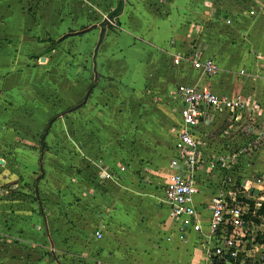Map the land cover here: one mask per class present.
Listing matches in <instances>:
<instances>
[{
    "label": "rangeland",
    "instance_id": "1",
    "mask_svg": "<svg viewBox=\"0 0 264 264\" xmlns=\"http://www.w3.org/2000/svg\"><path fill=\"white\" fill-rule=\"evenodd\" d=\"M120 1L124 13L127 0H21L18 10L29 11L33 21L12 18L17 28L3 35L14 37L32 62L14 85L19 100L0 99V108L13 103L19 111L15 132L0 128V160L15 173L7 192H0V264H106L112 258L116 264H137L146 256L149 247L134 237V227L117 224L149 192L145 186L159 188L168 172L175 95L172 87L160 89L157 79H127L140 70L127 62L120 45L118 52L113 48L127 32L123 19L111 16ZM211 1L214 12L202 8L194 19L187 17L190 5H174V28L187 33L195 24L205 28L209 44L226 42L232 51L227 60L237 57L238 71L244 69L240 77L254 73L255 63L264 72V0ZM54 41L46 59L38 58ZM100 53L112 59L102 61ZM228 117L209 128L211 143L202 144L204 153L213 152L214 158L225 148L229 161L239 154V164L218 162L219 178L264 180V134L257 136L264 126L249 117ZM233 119L240 121L232 124ZM15 143L23 146L19 152ZM3 167L0 163V173ZM101 224L107 234L96 240L92 234ZM117 235L126 238L118 242ZM178 241L174 231V245ZM259 253L264 255V246Z\"/></svg>",
    "mask_w": 264,
    "mask_h": 264
},
{
    "label": "crops",
    "instance_id": "2",
    "mask_svg": "<svg viewBox=\"0 0 264 264\" xmlns=\"http://www.w3.org/2000/svg\"><path fill=\"white\" fill-rule=\"evenodd\" d=\"M127 1L129 2L126 5L125 12L123 13V6L125 2L120 1L117 7L122 9L121 13L112 18L114 21H120L123 19V21L127 24L125 29L127 32H124V37L118 38L119 43L115 42L116 45H114L113 48H115V52H118L119 50L116 48L120 45V50H123V52H119L123 53L129 64H132V62L135 63L134 65L140 70L139 74L138 72L134 74L133 71L132 74L128 75L127 79H145L148 77V79H157L159 84H161L159 88L163 91H165L167 87L173 88L175 98L173 102L174 104L172 105L174 117L172 132L174 133V138L169 149V157L167 158L168 172L161 178L162 180L159 188L154 187L152 189L153 186L148 183L145 188L146 192L147 190L149 192H147L144 196L142 194V197H139L140 199L138 201V205H135V203L132 204L133 207L124 213V221H122L121 224L118 223L117 225L121 228L134 227L136 232L134 237L141 242V244L145 243L148 245L149 249L146 251V256L138 258L140 262L136 261L135 263L137 264H205L207 260L205 249L206 243L203 242L204 240L202 235L193 230L188 233H184L181 230L180 221L176 220L174 216L171 215L170 207L166 203L165 199L166 184L169 181L170 175L174 173V169L170 165V159L177 153L175 143L180 126V108L182 103L176 94L177 86L180 83L199 85L200 87H207L220 95H241L252 105L253 112L250 113L248 111H242L240 118L242 117L247 119L249 117L252 120H256V124L264 126V72L258 67V64L255 63L257 70L254 73L250 76L240 77L244 69L240 70V72L238 71L237 57H234V59L231 57V59L227 60V57L231 56L230 52L232 51L231 46L225 44L226 42L221 44L218 43V45H215L216 43L209 44L206 41V35L204 33L205 28H200L195 26V24L191 26L197 28H195L192 32L191 30L188 31L187 33L181 31L179 27L174 28V5L177 6V9L181 8L179 4L190 5L188 7V11L190 12L187 17L194 19L197 18L202 8L205 10L204 12H206L210 6L212 9H210L209 13L211 14V12H214V7H212L213 4H215L214 1ZM26 2L27 0H23L24 4ZM20 3L21 0H0V19H10L11 21L9 22V25H3L0 20V99L2 100H19L20 96L16 95L17 92H14V90L18 91L14 85L17 86L19 80H23L20 79L24 73L22 69L26 68L27 65L32 62V59L24 56L25 53L22 47L20 48L15 41H11L14 37L3 36L6 33H13L11 30H13L14 27L17 28L14 24L16 21L14 22L13 19L18 18L22 22L23 19H25V21H27V25L30 20L33 21V17L29 11H25L23 9H21V11L18 10V6L24 5H19ZM63 7L64 6L62 5L61 7L58 6V8L64 9ZM117 7H115L113 11ZM66 14V10H64V17ZM121 16H123V18H120ZM99 35H101V33H99ZM6 37H8L9 41L6 40ZM195 40H197L195 44L196 49H193L191 41ZM207 43L209 45H207ZM217 46H219V48ZM49 47L50 46H48L47 49ZM51 52H45L40 57H38V55H31V58L38 57L42 59V57H44L42 60H45V55ZM193 52H199L203 59H214L220 67L218 73L209 76L205 74L203 70L195 67L192 61ZM110 56L111 54L107 53L99 54L100 60L102 61L105 58H110ZM177 57L181 58L179 63H176L175 61ZM111 59L112 58H110V60ZM21 61L23 62L22 64ZM13 79H18V81ZM5 87L6 89L9 88V91L4 92L3 89ZM23 99L25 98L23 97ZM1 102L0 105L2 104ZM12 104L13 103L6 106L8 109H5L6 107L0 108V128L4 126L8 129L9 134H11V131L15 132L14 128L17 127L14 126V124L18 125L16 121H18L17 118L19 116L17 106L15 107ZM230 115L232 114L228 111L208 109L205 113V117L200 121V124L194 131L199 139V142L201 138L203 142L200 145L203 162L196 172L199 190L194 196V204L200 210L201 221L205 231L207 230L208 218L210 216V209L208 208L209 202L211 201L212 196L215 195L219 189H221L222 180L226 179L225 177L219 178L220 173L216 170L217 167H211L210 162L220 161L222 158L228 159V151L223 147L224 150H220L221 155H216V157L212 158L211 154H213V152L206 155L202 144H204V142L205 144L211 143L209 134L212 131H209V128H211L213 123H215L218 119L225 122ZM239 121L240 120L238 119L231 123L238 124ZM205 130L208 134L205 137H200L201 133ZM249 131H254V128L249 129ZM16 132L20 133V130L17 129ZM6 134L9 136L8 133ZM261 134H264V128L257 136H260ZM12 146H14V150H16V152H19L21 147H23L19 143H15V145ZM0 163L4 166L3 168L5 170L0 173V192L4 194L7 192L5 186L15 180V173L10 170L9 166H7V160H5V162L4 160L3 162L0 160ZM211 168L214 169L213 172L211 171ZM215 171H217L216 176H214ZM239 179H241V181H253L252 186L255 187V181L260 178L256 176L253 177V179H247V177H242L241 175ZM236 180H238L237 177ZM16 184H13L10 188ZM262 197L264 198V194ZM106 226L107 225L105 224L98 226L92 236H94L96 240L104 238L105 234H107L105 229ZM99 230H101L103 234L101 238H98L96 235V232ZM174 231L179 236V241L176 245H174ZM123 238L126 237H120L117 235L116 240L119 242L122 241ZM107 255L108 253L106 256ZM106 256L104 257L105 259L107 258ZM96 260L100 259L96 257ZM104 262L106 264H116L114 262L117 261L112 258Z\"/></svg>",
    "mask_w": 264,
    "mask_h": 264
},
{
    "label": "built area",
    "instance_id": "3",
    "mask_svg": "<svg viewBox=\"0 0 264 264\" xmlns=\"http://www.w3.org/2000/svg\"><path fill=\"white\" fill-rule=\"evenodd\" d=\"M180 59L177 57L176 63ZM192 61L195 67L202 68L209 76L219 71L214 59H203L199 52L193 54ZM176 94L182 103L175 143L177 153L170 159L174 173L170 175L165 187V199L171 215L180 221L184 233L193 230L202 235L203 242L206 243L205 264H264L263 255L259 253L262 245L255 241L257 232H264V219L259 225L254 220H248L251 206L246 200H255L252 214L257 215V210L264 202V180L255 181L254 187L248 180L238 184V180L231 175L223 178L221 189L212 196L208 205L210 216L206 231L200 210L194 204V196L199 190L196 172L203 162L201 144L194 132L195 128L208 109L228 111L238 118L242 111L252 113V105L241 95H220L199 85L180 83ZM239 159L236 154L231 161L222 158L220 161H211L210 166L215 167L219 162L227 167L231 162L239 164ZM96 235L101 238L102 231H97Z\"/></svg>",
    "mask_w": 264,
    "mask_h": 264
},
{
    "label": "trees",
    "instance_id": "4",
    "mask_svg": "<svg viewBox=\"0 0 264 264\" xmlns=\"http://www.w3.org/2000/svg\"><path fill=\"white\" fill-rule=\"evenodd\" d=\"M121 8H116L112 13H111V16L112 18H114L115 16L119 15L121 13ZM55 44L56 42L54 41L53 44L46 50V52H51L52 50L55 49ZM40 57V56H39ZM40 141H41V149H45L47 147V142H46V135L45 133H43L41 135V138H40ZM42 177V174L41 175H38L36 177V180H35V186H37V184L39 183L40 179ZM238 184H240L242 181L241 179H238ZM248 200L250 206H251V209H250V213L249 215L247 216L248 220H254V222L256 224H261L262 223V220L264 219V202L261 203V206L259 207V209L257 210V215L253 216L252 214V211L253 209L255 208V200L250 198V199H246ZM251 228V227H250ZM256 242H259L260 245H262V247L264 246V232L262 231H258L257 232V236H256V239H255ZM263 255V254H262ZM263 258H264V255H263Z\"/></svg>",
    "mask_w": 264,
    "mask_h": 264
},
{
    "label": "water",
    "instance_id": "5",
    "mask_svg": "<svg viewBox=\"0 0 264 264\" xmlns=\"http://www.w3.org/2000/svg\"><path fill=\"white\" fill-rule=\"evenodd\" d=\"M42 59H44V57H42ZM2 162H3V160H2Z\"/></svg>",
    "mask_w": 264,
    "mask_h": 264
}]
</instances>
